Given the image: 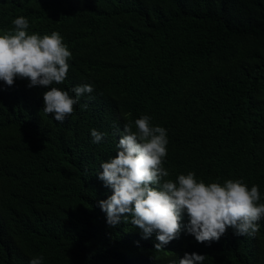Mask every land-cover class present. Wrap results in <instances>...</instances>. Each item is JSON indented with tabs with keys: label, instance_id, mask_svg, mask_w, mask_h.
Returning a JSON list of instances; mask_svg holds the SVG:
<instances>
[{
	"label": "trees",
	"instance_id": "obj_1",
	"mask_svg": "<svg viewBox=\"0 0 264 264\" xmlns=\"http://www.w3.org/2000/svg\"><path fill=\"white\" fill-rule=\"evenodd\" d=\"M18 16L72 53L52 86L94 91L60 123L43 112L48 88L0 81V264H178L185 253L264 264V218L255 236L228 228L198 243L185 211L179 237L156 250L154 234L107 224L99 201L113 193L97 175L145 114L167 131V179H242L264 197V0H0V34ZM91 129L107 135L94 144Z\"/></svg>",
	"mask_w": 264,
	"mask_h": 264
},
{
	"label": "clouds",
	"instance_id": "obj_2",
	"mask_svg": "<svg viewBox=\"0 0 264 264\" xmlns=\"http://www.w3.org/2000/svg\"><path fill=\"white\" fill-rule=\"evenodd\" d=\"M12 25L10 31L0 34V81L11 87L16 78L28 79L29 88H48L43 93V112L63 123L73 114L79 98L91 94L94 87L77 85L70 90L74 95H70L52 86L62 84L70 68L72 53L61 35L29 34V21L24 16L13 19ZM87 107L82 106L83 110ZM90 135L92 143L98 144L107 134L91 129ZM167 144L166 129L154 126L149 115L142 114L124 125L115 158L102 162L97 173L104 187L113 193L99 201L107 224L115 227L130 222L145 239L154 234L156 250L179 237L185 211L189 218L186 232L198 243L219 241L228 228L237 236H255L264 218V197L259 186L249 188L242 179L206 184L192 171L179 174L175 181L167 179ZM206 258L185 253L178 264H203ZM42 261L43 256H37L29 264Z\"/></svg>",
	"mask_w": 264,
	"mask_h": 264
}]
</instances>
